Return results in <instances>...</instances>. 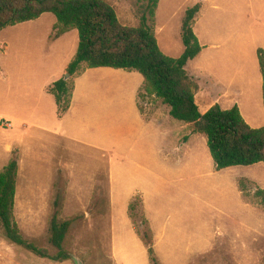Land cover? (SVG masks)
<instances>
[{"label":"rangeland","instance_id":"rangeland-1","mask_svg":"<svg viewBox=\"0 0 264 264\" xmlns=\"http://www.w3.org/2000/svg\"><path fill=\"white\" fill-rule=\"evenodd\" d=\"M108 1L122 24H138L144 0ZM194 1L162 0L159 25L166 27L156 31L165 55H181L179 9ZM0 63L4 68L2 58ZM81 72L67 80L74 81ZM122 72H89L77 81L74 107L84 115L83 126L88 125V145L53 130L44 137L39 132L42 142L26 133L18 140V120H28L30 104L40 103L27 97L23 76L16 75L17 81L8 87L0 72V117L12 124L0 128V141L12 140L19 154L15 222L24 238L54 254L48 226L56 199L59 218L73 220L64 243L69 258L63 261L9 242L0 226V264H150L135 232L147 229L144 217L160 264H264V209L251 195L254 185L264 189V164L216 170L201 133L184 153L170 155L165 128L151 119L154 113L166 117V106L141 92V118L131 94L135 79L125 76L129 71ZM48 97L54 108L53 96ZM241 183L247 196L240 193ZM133 203L136 209L129 210Z\"/></svg>","mask_w":264,"mask_h":264},{"label":"trees","instance_id":"trees-1","mask_svg":"<svg viewBox=\"0 0 264 264\" xmlns=\"http://www.w3.org/2000/svg\"><path fill=\"white\" fill-rule=\"evenodd\" d=\"M158 1L144 0L140 6L138 24L128 26L119 21L114 6L108 0H0V30L35 20L43 13H52L56 23L51 39L71 30L78 33L75 55L66 68L70 77L84 69L99 67L136 71L143 78L138 97L142 92L152 100H160L169 107L170 117L189 124L192 133L204 134L216 170L264 163V126L251 128L236 105L222 109L214 104L205 113H200L196 105L198 84L185 67L202 48L192 29L200 4L184 11L180 31L184 50L179 57L174 58L160 50L155 36L154 21ZM257 59L262 76L264 105L262 49L257 50ZM72 91L73 81L64 77L48 87V93L53 96L57 107L58 118L69 109ZM18 169L19 154L12 150L7 164L0 169V226L3 236L9 242L40 257L54 261L68 259L64 243L73 220L59 218L57 199L48 226V242L56 249L54 254L37 247L21 234L13 215ZM245 188L242 184L240 191L247 196ZM251 190L252 198L264 209V189L254 185ZM128 209L135 210L136 204H129ZM143 219V225L148 224L147 229L139 233L140 230L135 228V232L146 248L149 263L160 264L149 222L145 217Z\"/></svg>","mask_w":264,"mask_h":264},{"label":"crops","instance_id":"crops-1","mask_svg":"<svg viewBox=\"0 0 264 264\" xmlns=\"http://www.w3.org/2000/svg\"><path fill=\"white\" fill-rule=\"evenodd\" d=\"M197 3L200 4V9L194 18L192 29L202 48L194 59L188 61L185 68L198 84L195 102L200 113H205L214 104L222 109L236 105L251 128L264 126L262 76L257 59V50L262 49L264 52V0H196L191 5H182L179 9V35L184 11ZM162 9L163 2L159 0L154 21L158 43L156 30L159 28L163 32L166 27L165 24L159 25V19L163 16ZM116 14L120 21V16L117 12ZM55 23V16L53 18L49 13H43L35 20L0 30V58L4 60V68L0 63V72L9 81L8 87L17 81L16 75H21L23 78L20 82L27 97L40 103L30 104L28 120H18L22 133L17 138L23 141L26 133L31 135L29 139L35 137L38 142H42L39 132H43L44 137V132L53 130L58 136L63 135L74 142L88 145V135H84V132L88 134V125L83 126L84 115L74 107L79 96L77 83L89 72L103 76L122 75L123 72L122 69L108 67L84 69L74 81L72 79L69 109L58 118L56 104L53 108L48 97V87L66 72L76 52L78 33L71 30L51 39ZM165 34L168 35L167 32ZM158 46L162 50L160 44ZM183 50L184 47L182 52ZM128 73L125 76L132 75L136 82L134 91L131 92L135 111L144 119L137 104L143 78L140 74L141 77L131 71ZM165 106L168 112L166 117L161 118L158 113H154L151 119L165 128L163 136L171 146L170 155L184 153L199 136L192 133L189 124L172 120L169 107ZM17 145L21 147L19 142ZM12 150V140L0 141V169L7 164Z\"/></svg>","mask_w":264,"mask_h":264},{"label":"built area","instance_id":"built-area-1","mask_svg":"<svg viewBox=\"0 0 264 264\" xmlns=\"http://www.w3.org/2000/svg\"><path fill=\"white\" fill-rule=\"evenodd\" d=\"M0 128L7 130L12 128V124L9 120L5 119V118H0Z\"/></svg>","mask_w":264,"mask_h":264},{"label":"water","instance_id":"water-1","mask_svg":"<svg viewBox=\"0 0 264 264\" xmlns=\"http://www.w3.org/2000/svg\"><path fill=\"white\" fill-rule=\"evenodd\" d=\"M68 77H70V75L68 73H66L65 76H64V78L65 79H68ZM77 264H81V263L78 262Z\"/></svg>","mask_w":264,"mask_h":264}]
</instances>
